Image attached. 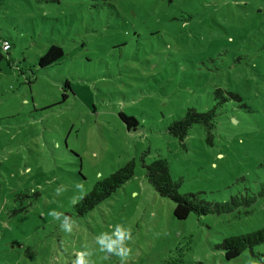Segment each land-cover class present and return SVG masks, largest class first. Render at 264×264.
Listing matches in <instances>:
<instances>
[{"label":"rangeland","instance_id":"1","mask_svg":"<svg viewBox=\"0 0 264 264\" xmlns=\"http://www.w3.org/2000/svg\"><path fill=\"white\" fill-rule=\"evenodd\" d=\"M0 36V264H120L96 244L116 224L132 234L124 264H264V243L230 260L217 246L264 225V197L178 220L141 165L166 158L180 192L209 201L264 187V0H2ZM53 43L63 55L40 68ZM216 88L241 101L219 110L213 145L193 124L183 148L167 125L209 108ZM131 159L133 176L77 215Z\"/></svg>","mask_w":264,"mask_h":264},{"label":"trees","instance_id":"2","mask_svg":"<svg viewBox=\"0 0 264 264\" xmlns=\"http://www.w3.org/2000/svg\"><path fill=\"white\" fill-rule=\"evenodd\" d=\"M2 0H0V5ZM8 43L9 49L0 50L8 52L11 43L8 39L0 36V44ZM63 55V49L58 43L50 44L45 52L38 58L37 65L40 68L49 66L57 61ZM235 100L241 101V96L235 92H224L221 88L213 90V104L204 111H199L194 107H187L182 116L173 119L166 127V131L176 138L181 146L185 148L183 140L188 134L193 124L201 125L205 142L208 145L214 144V129L216 128V118L219 110H223L225 103ZM244 105L242 104V107ZM120 120L125 124L128 130L135 128L137 120L119 112ZM145 154V153H144ZM142 155L141 165L144 169V176L154 190L162 197L170 199L174 203L173 215L178 220L186 219L191 213L202 216L209 214H227L233 212L240 207L250 206L255 202L256 197H264V187L257 192L256 195L244 194L234 195L226 201H209L202 196V192H180L181 180L175 179L171 175L168 161L162 156L153 158L146 162ZM134 160L127 161L124 165L116 169L108 176L97 180L92 188L84 194L73 205V210L77 215L93 209L99 202L108 198L134 174ZM245 206V207H244ZM264 243V227H260L250 232L231 234L225 236L220 243L217 244L218 249L222 251L225 260H230L241 255L245 250H250L255 245Z\"/></svg>","mask_w":264,"mask_h":264},{"label":"clouds","instance_id":"3","mask_svg":"<svg viewBox=\"0 0 264 264\" xmlns=\"http://www.w3.org/2000/svg\"><path fill=\"white\" fill-rule=\"evenodd\" d=\"M79 187V185L77 186ZM61 188L56 189V193L59 194ZM53 218L58 219L59 213L53 211L50 213ZM60 227L65 232L72 231L71 223L67 222V218L61 222ZM132 240V234L130 229L121 225L116 224L111 232H102L96 237V244L99 245L101 251L112 253L116 257H119L120 264H124V261L129 257L131 249L125 243L126 241ZM74 264H84L83 254L78 253Z\"/></svg>","mask_w":264,"mask_h":264},{"label":"built area","instance_id":"4","mask_svg":"<svg viewBox=\"0 0 264 264\" xmlns=\"http://www.w3.org/2000/svg\"><path fill=\"white\" fill-rule=\"evenodd\" d=\"M2 50H8L9 49V44L8 43H3V44H0Z\"/></svg>","mask_w":264,"mask_h":264},{"label":"snow or ice","instance_id":"5","mask_svg":"<svg viewBox=\"0 0 264 264\" xmlns=\"http://www.w3.org/2000/svg\"><path fill=\"white\" fill-rule=\"evenodd\" d=\"M262 227H264V225H262Z\"/></svg>","mask_w":264,"mask_h":264}]
</instances>
